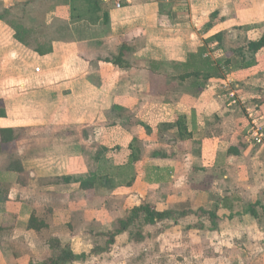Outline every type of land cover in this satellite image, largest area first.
<instances>
[{
  "label": "crops",
  "instance_id": "0c3cea01",
  "mask_svg": "<svg viewBox=\"0 0 264 264\" xmlns=\"http://www.w3.org/2000/svg\"><path fill=\"white\" fill-rule=\"evenodd\" d=\"M50 1L48 29L35 38L36 46L52 47L48 54L0 22V129L24 130L21 139L0 142V264H30L48 252L28 230L32 215L47 226L66 211L73 221L111 225L141 204L214 210L218 237L240 245L225 250L239 257L234 264H264V148L248 141L264 93V48L251 68L204 84L177 80L174 67L219 33L253 39L264 0H99L77 10ZM217 48L210 55L225 68L230 50L217 55ZM122 49L128 68L108 62ZM165 72L175 84L170 91L160 83ZM94 175L109 187L82 190L80 181ZM225 202L240 215L230 217ZM254 203L259 219L244 213ZM180 258L173 264H187Z\"/></svg>",
  "mask_w": 264,
  "mask_h": 264
},
{
  "label": "trees",
  "instance_id": "16d2710c",
  "mask_svg": "<svg viewBox=\"0 0 264 264\" xmlns=\"http://www.w3.org/2000/svg\"><path fill=\"white\" fill-rule=\"evenodd\" d=\"M39 0H30L27 2H21L20 4H8L4 5L0 3V22H5L15 31V38L20 43L28 48L36 51L40 55H45L52 52V47H44L43 45H35L36 37L43 34L48 26L44 20V14L52 7L49 6L50 0H44L42 6ZM63 4L68 5L71 10H77L82 6L97 7L99 0H62ZM39 7L41 10L39 17L27 16V10ZM45 6H48L45 7ZM43 7V8H42ZM21 12L23 14H21ZM217 14L212 15V19ZM107 15H105V21H107ZM31 22V23H30ZM65 24V23H64ZM66 25V24H65ZM226 35L219 33L210 39L206 40V44L201 47L196 53H191L188 56L187 62L175 64L174 67L180 72L176 78L179 81H185L189 79L199 80L201 83H206L213 78H219L223 74H229L241 67L251 68L256 63V55L264 48V30L260 32L258 37L253 39H246V42L236 49L230 51V57L225 62L227 66L222 67L213 57L210 55V46L217 44V47L224 50V42ZM38 43V42H37ZM122 49L120 56L110 59L108 62H112L114 65L121 68H128L130 63L124 61V52ZM152 69L155 70V63H152ZM157 66V65H156ZM230 68V69H229ZM5 112L2 111L0 116H4ZM24 130L22 129H0V142L2 144H10L22 138ZM231 151V150H230ZM12 169L18 170V165L13 164ZM72 179L66 178L64 181L69 183ZM94 175L87 179L80 181V187L82 190H93L99 184L109 187L108 180H102ZM108 183V184H107ZM258 203L250 205L244 210V213H248L251 216L259 219L260 214L257 211ZM224 208L231 212L230 217H234L239 212H234V207L224 203ZM264 213V208H263ZM240 215V214H239ZM194 216L199 220L198 225H194L195 229L206 230L203 220L207 219L210 223L208 231H219L220 217L216 211L206 210L203 208L189 209V210H177L175 208L159 209L151 204H141L130 208L126 215L116 222L114 228L101 232H90L92 237L104 238L105 243L103 245L96 244L92 254L99 256L103 253H110L113 246L116 244L117 238L122 234H128L129 241L135 244H143L146 240L152 238V235L146 231L149 226H155L165 221H172L174 225H178L180 221ZM29 228L37 229V223L35 218L31 220ZM48 256L42 259L31 258L30 264H74L78 261H84L86 259L85 254L76 255L72 247L69 244H62L60 241L50 239L46 244ZM147 255L145 249L138 255V259L143 260Z\"/></svg>",
  "mask_w": 264,
  "mask_h": 264
},
{
  "label": "rangeland",
  "instance_id": "374dc122",
  "mask_svg": "<svg viewBox=\"0 0 264 264\" xmlns=\"http://www.w3.org/2000/svg\"><path fill=\"white\" fill-rule=\"evenodd\" d=\"M36 16L39 17V15L37 14L33 15V17ZM262 30H264V20H262L261 24L257 25L256 32L251 33V36L253 35V38L258 37ZM245 42L246 40H244V31H241L239 33L237 31L232 33L230 32L228 38L226 37L225 39L224 45L227 51H231L232 49H236L238 46L243 45ZM216 51H218L217 55L222 53L219 48H217ZM227 51H225V53ZM163 76L164 77L160 80V83L164 89L170 91L173 87H175V84H172L174 85L173 87L172 85H170L172 81L169 80L166 72ZM257 97L258 98H256L255 104L258 106L253 108V114H251V116H255V118L258 119L257 123L263 126L261 119V115L263 114V112H261L262 108H260L261 105L259 106V102L262 101V104L264 103V93H262V95H259L258 93ZM249 121L250 129L253 126V123L251 118H249ZM262 131L264 135V128L262 129ZM39 146H42V144H40ZM256 147L264 148V140L261 144H257ZM41 211V213H43V210ZM62 214L63 215L58 216V220L50 226H47V224L42 219H39L38 217H35V215H32L30 222L32 218H35L37 229H30L29 223L28 230H32L36 233V235L40 236V238H38V241H36V247L44 248V250V246L50 239L60 241L62 244H69L71 247L73 243V249L76 253H85L86 255V259L84 261H78L74 264H173L175 262L173 261V258L174 260H176L177 258L181 257L179 255H182L180 259L186 258L187 264H225L226 262L228 264H234L239 258L236 255H233L234 252L227 251L228 254H225L226 249L234 250V248H240L239 244L235 243V241L228 242L222 240L221 237L219 238L217 235L219 231H208L210 223L207 219L203 220L204 225L207 228L206 230L202 231L199 229H195L194 225H198L199 220L194 216H189L188 218L180 221L177 226L174 225L172 221H165L155 226L147 227L146 231H148L152 235V238L146 240V242L143 244L131 243L129 241L128 234H126L127 237L124 236L122 238H117L116 244L112 247L110 253H103L99 256H94L92 254V251L94 250L96 244L103 245L105 243V239L98 238L97 236L92 237V235L89 237L86 236L85 233L92 231L96 233H104L105 231H107V229L114 228L116 222L111 225H103L100 221V225L95 226L93 224L87 223L88 220L83 217H74L73 221V218L71 216L72 214L70 215V211L63 212ZM44 215L46 216L47 213ZM78 219L80 220V222H77ZM111 219L119 220L118 216H113ZM228 230L231 231L232 228L229 227ZM78 232L84 234L81 235L80 240H73L74 236L78 235ZM144 249L147 255H145V258L143 260L138 259L137 261L136 259L138 258V255L142 253ZM172 253H175L176 255H174L175 257L173 258ZM48 254L49 253H45V256H48ZM219 254H221L219 256L220 258L217 259L218 257L216 258V256ZM29 256L31 255H25V263L27 262ZM45 256H43V258Z\"/></svg>",
  "mask_w": 264,
  "mask_h": 264
},
{
  "label": "built area",
  "instance_id": "2783aa9c",
  "mask_svg": "<svg viewBox=\"0 0 264 264\" xmlns=\"http://www.w3.org/2000/svg\"><path fill=\"white\" fill-rule=\"evenodd\" d=\"M117 7H120V4H117ZM253 126L250 128L249 134H248V141L252 144H261L264 140V135L262 129L264 128L260 124H258V119L255 118V116H250ZM261 126V127H260Z\"/></svg>",
  "mask_w": 264,
  "mask_h": 264
}]
</instances>
